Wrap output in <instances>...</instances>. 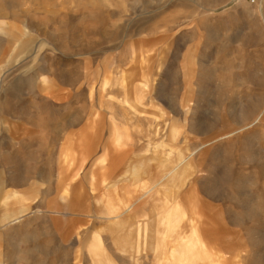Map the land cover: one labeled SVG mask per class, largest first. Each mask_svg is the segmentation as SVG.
Instances as JSON below:
<instances>
[{
  "label": "rangeland",
  "instance_id": "rangeland-1",
  "mask_svg": "<svg viewBox=\"0 0 264 264\" xmlns=\"http://www.w3.org/2000/svg\"><path fill=\"white\" fill-rule=\"evenodd\" d=\"M258 4L0 0V264H264ZM173 194L207 251L168 232L116 249L117 220Z\"/></svg>",
  "mask_w": 264,
  "mask_h": 264
},
{
  "label": "crops",
  "instance_id": "crops-1",
  "mask_svg": "<svg viewBox=\"0 0 264 264\" xmlns=\"http://www.w3.org/2000/svg\"><path fill=\"white\" fill-rule=\"evenodd\" d=\"M141 167H142L141 163H139V164L135 163L134 165L130 166V169L127 171V173L129 174V176L131 178H133L139 174V170ZM174 173H179V170H177L176 172L171 171L168 174L164 173L163 177L161 179H159L157 181H151L149 183L150 188H148L149 190L147 192V194L149 193V197H153L156 195L154 193L153 194H150V193L153 190V188H155L157 186H159L162 190L164 189L168 193L169 191H168V186H167V180L169 179L171 181L172 179H174L173 177H171L172 175H174ZM159 181H161V182H159ZM115 182L116 181H114L113 183H115ZM105 194L107 196L108 204L110 205V203H112L110 201L111 194L109 191H106ZM179 197H180V194L179 195H177V194L171 195V200L174 202L171 205L168 204L166 206L164 203V205L160 207V210H163L162 214H158L157 218L156 217L152 218L150 221L140 220V222L135 223V221H131L130 216L117 220L118 222L116 221L114 225L118 226V224H122L123 226H125V228L122 230V232L115 233L116 237L118 236L115 239V242L117 243L115 245L117 247L121 245L120 248H116V249H120L122 251H125L127 249L130 250V247L135 246L138 250H130V251L142 252V251L149 250V251H152L154 253H157L158 252V250H157L158 244L155 242V238H154V236L156 235L155 233L167 234V232H168L170 237H174V238H175V236L180 237V238L184 237V239H185V238L189 237L188 233L192 232V234H194L196 237L194 239L195 247L198 244L201 247L200 252H201V250L207 251V249H205V247H204V242L202 241L203 240V238H202L203 235L201 233L202 228H199L197 224L193 223V219H195V218L189 217V222H190L189 223V225H190L189 229L183 228L182 224H180L181 222L178 221L177 218H179V216H176V214L181 213V210L178 207V205H176V202H177ZM95 202H96V204L100 203L99 201H95ZM112 204H114V203H112ZM124 205H126V204H124ZM132 209H133L132 204H129L125 208L119 207L118 211L125 213V212L131 211ZM175 210L177 213L175 212ZM104 211L107 214L111 213V210L107 209V205L104 207ZM13 219H15V218H13ZM157 221H158V224L155 223ZM203 229L205 232L206 229L205 228H203ZM134 230L137 232L136 237L132 236L134 234ZM147 232H150L148 236H146L145 238L139 239V236H142V235L146 234ZM118 244H120V245H118ZM123 247H125V248H123ZM143 247H145V248L143 249ZM196 252H198V247H196ZM185 255H184V257H185ZM154 259H158L157 254L154 255ZM198 259H202V261L204 263V259H203V257H201V255L198 256ZM206 260H207V262L205 264H222L219 260H217L216 258H213L211 255L206 256ZM192 264H198L197 259L195 262H192Z\"/></svg>",
  "mask_w": 264,
  "mask_h": 264
},
{
  "label": "bare ground",
  "instance_id": "bare-ground-1",
  "mask_svg": "<svg viewBox=\"0 0 264 264\" xmlns=\"http://www.w3.org/2000/svg\"><path fill=\"white\" fill-rule=\"evenodd\" d=\"M260 2V3H259ZM257 4H258V6H259V8L258 9H256L257 11L256 12H258V15L260 16V17H262V16H264L263 15V10H262V0H260ZM256 5V4H255ZM244 8H246L247 9V7H245L244 6ZM257 8V7H256ZM243 10H245V9H243ZM263 78V77H262ZM264 79V78H263ZM159 182H161V181H159ZM157 185V184H156ZM177 203V202H176ZM182 207V206H181ZM175 212H176V210H175ZM177 213V212H176ZM173 219V218H172ZM175 219V218H174ZM191 219V218H190ZM181 222V221H180ZM184 223V222H183ZM188 224V223H187ZM176 233V232H175ZM192 233V232H191ZM177 234V233H176ZM185 235V234H184ZM184 237H182V239H183ZM193 243V242H192Z\"/></svg>",
  "mask_w": 264,
  "mask_h": 264
},
{
  "label": "built area",
  "instance_id": "built-area-1",
  "mask_svg": "<svg viewBox=\"0 0 264 264\" xmlns=\"http://www.w3.org/2000/svg\"><path fill=\"white\" fill-rule=\"evenodd\" d=\"M260 0H230V2H242V3H246L249 5H255L259 2Z\"/></svg>",
  "mask_w": 264,
  "mask_h": 264
}]
</instances>
